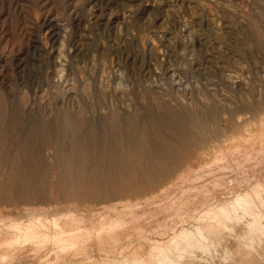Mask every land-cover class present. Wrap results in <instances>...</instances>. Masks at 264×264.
<instances>
[{
    "label": "rangeland",
    "instance_id": "obj_1",
    "mask_svg": "<svg viewBox=\"0 0 264 264\" xmlns=\"http://www.w3.org/2000/svg\"><path fill=\"white\" fill-rule=\"evenodd\" d=\"M181 119L195 140L151 129ZM243 192L264 194V0H0V264H155ZM211 238V264L241 253Z\"/></svg>",
    "mask_w": 264,
    "mask_h": 264
},
{
    "label": "bare ground",
    "instance_id": "obj_2",
    "mask_svg": "<svg viewBox=\"0 0 264 264\" xmlns=\"http://www.w3.org/2000/svg\"><path fill=\"white\" fill-rule=\"evenodd\" d=\"M78 45V44H77ZM56 47V46H55ZM62 55V54H61ZM65 57V56H64ZM72 74V73H71ZM175 75V74H174ZM175 77V76H173ZM179 83V82H178ZM176 85V84H175ZM176 86H179L178 84ZM199 116H201V119L205 125V123L209 120V118L207 119L205 114H197ZM169 122L167 123V125H163L162 126H157L154 125L151 127V129H156L159 130L163 133H165V131L169 134H171L174 139H178L182 142V140L184 139L183 142H185L186 140H188V138H191L193 140H195L194 136L192 135V130H194V128L192 127H188V120H184L181 119V121H179V123H177L178 127L184 132L182 136L178 135V132L176 131V128L173 127L172 125V121L168 120ZM118 124V123H117ZM138 123H132L129 126L123 127L124 131H125V135L127 136L126 139H128V141H134L136 139H138L139 136V129H138ZM188 128H187V127ZM70 127V126H69ZM141 134V133H140ZM141 137V136H139ZM144 137L145 142H149V145H154L155 146V141H153V137H146V136H142ZM198 138V137H197ZM172 139V138H171ZM173 140V139H172ZM179 142V141H178ZM158 147V146H157ZM164 148V147H163ZM168 148V147H167ZM75 151V150H74ZM170 152V151H169ZM160 157V156H158ZM164 157V156H163ZM161 158V157H160ZM163 160V159H162ZM71 162V161H70ZM73 162V161H72ZM71 162V163H72ZM69 163V162H68ZM71 167V166H70ZM188 169V168H187ZM190 171V170H189ZM173 172V171H172ZM171 175V174H170ZM169 175V176H170ZM257 190V189H256ZM249 191V190H248ZM255 192V190H254ZM242 193V192H241ZM244 193V192H243ZM263 194V192H262ZM225 202V201H224ZM175 203V202H174ZM215 211V210H214ZM201 215V214H200ZM202 217V216H201ZM213 219L210 220L209 222H207L206 220L201 218L197 224H195L196 226H194L193 228H186L183 231H181L179 233V235H177V237H175V239H173L168 246H163V248H157L159 249V251H157V253L155 254V258H154V263L155 264H181L182 259H184L183 261L186 263L188 261H185V258H189L190 262L191 260L193 262L196 261V263L198 264H211V262H214L213 259L210 257H205L203 256V254H211L213 251H215L213 249L214 247V243L213 240L211 238L210 241V237H213V235L215 233H229V236L231 237L232 240H235L236 242H241L243 244H241L243 247L242 249H238L241 253H233L229 248L225 247L224 250V254H225V258L221 259L224 260V264H264V194L261 195L259 193H247L245 192L244 194H237L235 196V198L233 199V201L227 206H220L217 207L216 211L213 214ZM192 219V218H191ZM41 221V220H40ZM55 220L53 221L54 224V228L55 226H59L61 223L58 224V222H60L61 220ZM65 221V220H63ZM75 221V220H74ZM197 221V220H196ZM42 222V221H41ZM62 222V221H61ZM67 222V221H66ZM207 222V223H206ZM48 223V222H47ZM50 223V222H49ZM52 223V222H51ZM70 223V222H67ZM76 223V222H74ZM73 223V224H74ZM184 223V222H183ZM35 224V223H34ZM63 224V223H62ZM65 224V223H64ZM60 225V226H69L71 224H66V225ZM39 225V224H37ZM44 225V224H42ZM75 225V224H74ZM49 226V225H48ZM115 226V225H114ZM21 227V226H20ZM39 227V226H38ZM53 227V226H52ZM70 227V226H69ZM97 227V226H96ZM112 227V225H111ZM109 227V228H111ZM190 227V226H189ZM18 228V227H17ZM16 228V229H17ZM46 228V227H45ZM61 228V227H59ZM73 228V227H72ZM92 228V227H91ZM104 228L103 226L101 227V229ZM108 229V227H106ZM21 230H24L25 234L23 236V239L21 238L18 239L20 241H23L22 244L25 246L28 243H35L40 239V237H46L48 235H42L39 237L40 234L37 233V229L34 225H25L24 227L20 228ZM62 229V228H61ZM64 229L68 230V228ZM64 231V235L65 234V230ZM71 229V228H70ZM89 229V228H88ZM95 229V228H94ZM99 229V228H98ZM39 230V229H38ZM47 230V229H46ZM56 230L58 232L59 229L56 228ZM93 230V229H92ZM87 230L88 232H91V234L95 231L93 230ZM104 230V229H103ZM106 230V229H105ZM109 230V229H108ZM107 230V231H108ZM19 231V230H17ZM70 231V230H69ZM98 230H96V233L100 232V230L97 232ZM102 231V230H101ZM71 233V232H70ZM96 233H94L96 235ZM105 233H107L105 231ZM112 233V232H111ZM118 233V232H117ZM21 234V231L20 233ZM62 234V232H61ZM89 234V233H88ZM93 234V237H95V235ZM106 235L104 233H100L99 235ZM108 234H110L108 232ZM75 234H73L74 237ZM78 235V233H77ZM77 235H75V237H78ZM98 235V236H99ZM116 235V234H115ZM115 235H113L115 237ZM118 235V234H117ZM21 236V235H20ZM58 236V234L56 235ZM71 237L72 233L69 235V233L66 236H60L59 238H57L56 242L59 243V245L61 246V248L66 249L68 248L70 242H67V240H65V237ZM80 236V235H79ZM82 236V235H81ZM84 236V235H83ZM88 236V235H86ZM97 236V237H98ZM119 236V235H118ZM216 236V235H215ZM18 237V236H17ZM16 237V239H17ZM49 237V236H48ZM69 237V239H70ZM107 237V236H106ZM109 237V236H108ZM114 237H111L112 239ZM222 237V236H221ZM228 237V236H227ZM15 239V237H13ZM20 238V237H19ZM47 238V237H46ZM64 238V239H63ZM88 238V237H84ZM104 239V237H102ZM110 238V237H109ZM110 238V239H111ZM116 238V237H115ZM13 239V240H14ZM15 239V240H16ZM50 239V238H49ZM68 239V238H66ZM68 239V241H69ZM76 239V238H75ZM74 239V240H75ZM80 239V238H79ZM14 240V242H15ZM17 240V241H18ZM44 240V239H43ZM71 241L73 240V238L70 239ZM83 240V239H82ZM86 240V239H85ZM94 240H102L101 236L99 238H94ZM262 240V241H260ZM11 241V240H10ZM76 241V240H75ZM75 241L73 242V244L75 243ZM80 241V240H79ZM106 241V239H105ZM104 241V242H105ZM114 241V240H112ZM259 241V242H257ZM77 242V241H76ZM95 242V241H94ZM97 242V241H96ZM95 242V243H96ZM100 242V241H99ZM108 241H106L107 243ZM119 242V241H118ZM215 242V240H214ZM19 243V242H17ZM42 243V242H41ZM55 243V242H54ZM216 243V242H215ZM218 246L221 245V243L217 242ZM11 244H13L14 246L16 244H14L13 242H11ZM72 244V243H71ZM72 244V246H73ZM89 244V243H88ZM103 244V241H102ZM257 244L259 246H257ZM8 245V244H7ZM10 245V244H9ZM21 245V244H20ZM34 246V244H32ZM32 245H28L29 247H33ZM38 245V243H37ZM230 245V244H229ZM17 246V245H16ZM23 246V247H24ZM39 246V245H38ZM99 246V244H98ZM237 246V245H236ZM235 246V247H236ZM13 246H11L12 248ZM22 247V248H23ZM27 247V246H26ZM28 247V248H29ZM35 247V246H34ZM76 247V246H75ZM88 247V246H87ZM240 247V246H239ZM17 248V247H16ZM27 250H31L28 249ZM37 248V247H36ZM35 248V249H36ZM43 248V247H42ZM82 248V247H80ZM223 248V247H222ZM258 248H262L261 251H259ZM19 249V248H18ZM34 249V250H35ZM39 249V247L37 248ZM36 249V251H37ZM57 249V248H56ZM60 249V248H59ZM62 249V250H63ZM89 249V248H88ZM91 249V248H90ZM100 249V248H99ZM17 250V249H16ZM27 250H23L22 251H26ZM68 250V249H67ZM66 250V251H67ZM71 250V249H69ZM107 250V249H106ZM156 250V249H155ZM235 250V249H234ZM19 251H21L19 249ZM21 251V252H22ZM74 251V250H73ZM105 251V250H104ZM198 251H201L202 256H197L196 253H198ZM34 252V251H33ZM232 252L234 255L231 256ZM64 253V252H63ZM66 253V252H65ZM114 253V252H113ZM139 253V252H138ZM152 253V252H151ZM36 254V253H35ZM150 254V253H149ZM115 255V254H114ZM113 257V256H112ZM230 257V258H229ZM205 258V259H204ZM56 259V258H55ZM246 259L248 262H246ZM188 260V259H187ZM88 261V260H87ZM92 261V260H91ZM122 261V260H121ZM120 261V262H121ZM182 262V263H184ZM192 262V263H193ZM189 263V262H188ZM187 263V264H188ZM191 263V264H192ZM215 263V262H214ZM91 264V263H90ZM121 264H147L146 260L143 258H139L137 259L135 262H131L129 260H124ZM194 264V263H193Z\"/></svg>",
    "mask_w": 264,
    "mask_h": 264
}]
</instances>
